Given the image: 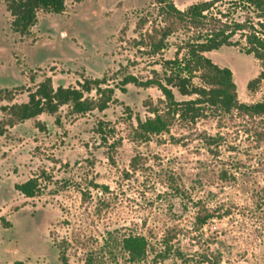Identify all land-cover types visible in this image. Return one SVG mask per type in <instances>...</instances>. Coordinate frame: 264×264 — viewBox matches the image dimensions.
I'll return each mask as SVG.
<instances>
[{"label":"rangeland","instance_id":"rangeland-1","mask_svg":"<svg viewBox=\"0 0 264 264\" xmlns=\"http://www.w3.org/2000/svg\"><path fill=\"white\" fill-rule=\"evenodd\" d=\"M10 1L0 0V91L16 96L0 106L27 102L46 77L67 88L162 73L186 37H170L154 57L137 44L159 23L156 0H66L64 13L39 11L21 36L11 26ZM172 1L184 10L208 0ZM206 56L232 71L240 102H264V81L254 92L248 87L262 69L253 55L225 46ZM173 90L178 100L193 98ZM160 98L157 88L130 84L102 112L73 116L64 106L38 117L46 131L28 120L0 136V264H60L58 245L70 264L90 256L95 264H130L120 247L129 235L149 241L143 264H264V119L207 114L140 139L144 103ZM205 135L216 142L209 146ZM33 177L40 191L26 198L15 186ZM205 210L214 218L197 223Z\"/></svg>","mask_w":264,"mask_h":264},{"label":"trees","instance_id":"trees-1","mask_svg":"<svg viewBox=\"0 0 264 264\" xmlns=\"http://www.w3.org/2000/svg\"><path fill=\"white\" fill-rule=\"evenodd\" d=\"M156 5L159 23L152 22L151 30L141 33L142 37L137 41V44L147 47V55L154 57L160 54L169 46L170 37L181 31L186 34L175 56L162 64V73L153 71L146 78L123 74L120 83L115 86L108 84L106 77L85 79L78 83V87L67 88H55L52 77H46L29 91L27 102L0 106V114L5 115L0 121V136H4L9 128L28 120H35L36 128L46 131L45 123L38 117L42 114L57 115L64 106L70 108L73 116L86 115L95 110L102 112L115 101L116 89L125 92L130 84L145 89L157 88L161 92L162 98L157 103L152 99L145 101L147 116L138 121L137 137L145 141H150L153 136L169 134L175 122L196 124L207 114L236 113L264 119V102H240L232 71L219 67L206 56V53L225 46L253 55L261 62L262 68L259 76L248 85L251 92L256 91L264 81V0H208L192 4L184 10L172 0H156ZM7 8L13 18V31L27 36L37 22L39 11L62 14L66 9V0H11ZM148 21L147 17L141 19L143 25ZM181 52H185L183 56ZM196 79L199 84L195 83ZM173 89L183 97L193 98L178 100ZM15 96L16 90L0 91V101L12 102ZM59 122L57 117L56 124ZM204 139L209 146L217 140L212 135H205ZM15 188L26 198H34L40 191L38 179L34 177L17 184ZM213 218L214 215L205 210L197 216V223L205 224ZM120 247L130 264H143L147 259L149 241L142 235H129L121 240ZM57 248L60 264H70L66 248L63 245ZM163 257L166 258V255ZM95 260L90 256L85 264H95ZM14 264L25 263L17 261Z\"/></svg>","mask_w":264,"mask_h":264}]
</instances>
